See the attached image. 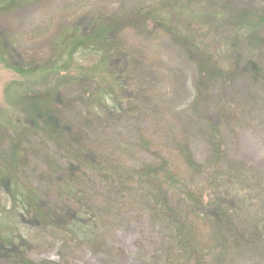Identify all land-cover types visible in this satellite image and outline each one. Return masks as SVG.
Instances as JSON below:
<instances>
[{
	"label": "rangeland",
	"instance_id": "rangeland-1",
	"mask_svg": "<svg viewBox=\"0 0 264 264\" xmlns=\"http://www.w3.org/2000/svg\"><path fill=\"white\" fill-rule=\"evenodd\" d=\"M112 15L132 20L119 40L127 58L121 73L126 84L122 90L115 86L123 107L111 101L109 108L100 107L95 94L87 99L73 86L63 111L78 138L73 148L79 158L89 150L93 162L104 161L94 164L97 172L110 164L108 172L88 170L87 182L76 183L81 196L74 198L62 192L60 166L51 173L27 171L47 207L92 210L96 233L71 240L59 230L41 229L26 215L11 217L12 203L4 202L2 191L0 231L11 234L15 226L17 241L27 242L28 257L38 263L166 264L162 250L169 231L163 220L148 209L142 188L121 184V165L139 168L165 157L191 175L195 188L216 182L218 191L236 197L246 218L238 225L251 235L264 225V0H39L0 21L22 56L42 60L52 55L66 28ZM87 59L86 64L93 60ZM16 81L0 63V120L15 111L10 86ZM211 124L223 151L215 166L206 133ZM189 158L203 172L193 173ZM34 161L41 165L39 158ZM215 169L223 180L211 179ZM219 240L210 224L197 238L209 255L230 248L223 262L213 264H264V243Z\"/></svg>",
	"mask_w": 264,
	"mask_h": 264
},
{
	"label": "trees",
	"instance_id": "trees-1",
	"mask_svg": "<svg viewBox=\"0 0 264 264\" xmlns=\"http://www.w3.org/2000/svg\"><path fill=\"white\" fill-rule=\"evenodd\" d=\"M37 1L0 0V20L13 9ZM96 17H89L85 23L82 20L81 27L75 24L63 30L54 41L52 55L42 60L22 56L0 21V63L17 80L10 86L14 91L15 111L6 120H0V191L4 202L12 203L8 212L11 217L26 215L32 224L41 229L59 230L70 235L71 240L96 233V214L92 210L89 214L80 212L68 205L47 207L40 192L31 185L27 171L51 173L60 166L62 192L75 198L77 194L81 196L80 189L76 188L77 181L87 182L88 170L97 172L94 164L104 162L95 158L93 162L91 157L95 156L89 150L83 153L82 159L79 158L80 154L73 148L78 138L63 113L68 102L66 92L73 86L80 87L87 99L95 94L100 107L109 108L108 101L121 105L122 97L116 94V89L122 90L126 84L121 73L127 58L119 40L123 28L132 20L124 21L115 15L107 19ZM87 58H92V62L86 64ZM122 64L124 66L120 69ZM96 77L99 81L95 80ZM93 86L94 92L93 89L89 92L88 88ZM206 133L212 149L209 162L215 166L223 157L217 126L211 124ZM48 146L54 148L55 156L50 154ZM37 158L41 165L33 164ZM188 162L193 173L203 172L190 158ZM121 166L125 168L121 178L123 187L142 188L148 209L163 220L169 231L162 250L164 263L223 262V252L230 250L229 247L222 246L219 252L209 255L211 252L197 243L198 236L204 233L208 224L217 231L221 245L230 244L231 238L233 244L264 243V225L253 228L251 235H246L239 227V221L246 218H243L236 197L218 191L220 183L195 188L191 184V175L177 169L165 157L139 168ZM107 168L110 164L106 165ZM106 170L99 169L98 172L104 176ZM218 173L220 171L215 169L211 179L223 180V174ZM84 192L81 188V193ZM15 231V226L10 229L11 234L0 231V264H54L32 261L26 253L27 242H18L21 236ZM60 264L70 263L64 261Z\"/></svg>",
	"mask_w": 264,
	"mask_h": 264
}]
</instances>
